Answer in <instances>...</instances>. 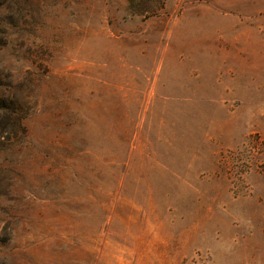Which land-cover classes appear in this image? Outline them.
<instances>
[{
	"label": "rangeland",
	"instance_id": "rangeland-1",
	"mask_svg": "<svg viewBox=\"0 0 264 264\" xmlns=\"http://www.w3.org/2000/svg\"><path fill=\"white\" fill-rule=\"evenodd\" d=\"M0 264H264V0H0Z\"/></svg>",
	"mask_w": 264,
	"mask_h": 264
}]
</instances>
